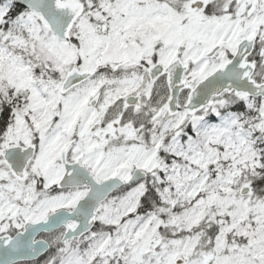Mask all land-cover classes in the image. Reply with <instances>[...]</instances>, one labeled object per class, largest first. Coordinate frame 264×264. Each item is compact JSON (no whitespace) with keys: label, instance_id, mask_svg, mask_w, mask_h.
Listing matches in <instances>:
<instances>
[{"label":"snow or ice","instance_id":"obj_1","mask_svg":"<svg viewBox=\"0 0 264 264\" xmlns=\"http://www.w3.org/2000/svg\"><path fill=\"white\" fill-rule=\"evenodd\" d=\"M0 264H264V0H0Z\"/></svg>","mask_w":264,"mask_h":264}]
</instances>
